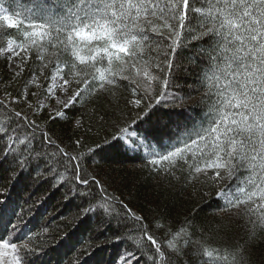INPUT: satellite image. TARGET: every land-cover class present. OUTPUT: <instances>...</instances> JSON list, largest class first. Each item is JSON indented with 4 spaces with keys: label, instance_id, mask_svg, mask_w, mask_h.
<instances>
[{
    "label": "snow or ice",
    "instance_id": "6c2138e0",
    "mask_svg": "<svg viewBox=\"0 0 264 264\" xmlns=\"http://www.w3.org/2000/svg\"><path fill=\"white\" fill-rule=\"evenodd\" d=\"M17 5L23 6L20 0ZM23 11V16L13 14L0 4V26L26 29L21 42L9 39L7 49L0 51L13 56L23 53L25 61L35 52L37 60L43 61L51 47L53 55L64 59L58 58L51 75L43 77L47 84L44 100L29 102V96L41 95L31 92L33 87H42L35 74L16 96L6 93L0 99L4 110L0 112V138H6L7 144L0 162L13 156L23 172L29 161L39 164L43 160V171L56 180L53 187L68 179L85 187L95 185L99 199L83 210V216L99 212L109 223L131 219L138 225L140 235L117 237L128 239L134 247L117 264H140L145 249L152 251L149 264H170L166 253L182 255L193 243L192 233L182 225L169 230L163 244L159 242L142 216L110 194L95 176L82 175L84 155L91 159L116 148L131 153L133 159L142 154L144 167L156 175H174L172 168L182 161L190 177L203 174L214 183L232 181L216 192V198L223 201L220 211L245 217L251 233L264 229V0H30ZM205 40L207 47L199 50L205 61L199 83L205 89L201 99L208 102L207 112L198 121L189 113L183 123L170 117L161 122L163 117L157 115L161 111H177V115L187 111L172 107L183 99L170 91L174 54L185 44L200 45ZM126 71L134 76L124 75ZM21 72L14 73V78ZM118 79L129 81L134 98L128 105L135 114L130 119L121 116L122 124L114 126L111 138L87 153H69L23 110L13 107L24 103L32 115L48 109L50 121L70 120L69 113L78 110L86 97L110 93L120 86ZM74 126H82V120L76 119ZM38 130L40 144L56 151H35ZM75 143L79 146L81 141ZM69 172L71 177L66 175ZM3 205L0 201V264H44L42 258L49 248L15 242L20 225L8 219L12 213ZM67 237L66 233L56 244L66 242ZM24 239L31 242V234ZM194 252L211 264H239L243 259L239 248L200 246ZM76 264L82 262L77 259Z\"/></svg>",
    "mask_w": 264,
    "mask_h": 264
},
{
    "label": "trees",
    "instance_id": "16d2710c",
    "mask_svg": "<svg viewBox=\"0 0 264 264\" xmlns=\"http://www.w3.org/2000/svg\"><path fill=\"white\" fill-rule=\"evenodd\" d=\"M29 3L30 0H20L23 5L21 7L17 5V0H0L5 8H9L13 14L20 12L21 16L25 15L23 8L29 6ZM24 30L23 26L19 30L0 26V49H6L9 39L14 43L21 42ZM207 44V40L200 45L185 44L174 54L170 91L183 99H177L172 107H182L187 111L181 115H177V111L168 114L161 111L157 114L163 117L161 122L170 117L183 123L184 117L189 113L198 121L207 112L208 102L201 99L205 89L199 83L201 71L205 67L199 50L200 47H207ZM2 52L0 51V99L6 93L16 96L18 91H22L25 81L35 74L39 77L37 83L42 87L31 88V92L41 93L39 97L29 96V102L33 105L38 98L41 100L44 97L47 84L43 77L51 75L58 58L61 61L64 59L63 56L53 55L55 49L51 47L44 53L43 61L37 60L35 52L29 53V58L25 61L24 54L21 53L23 71L18 78H14L15 72L10 69L8 58ZM148 55L146 53L144 58L147 59ZM43 65L47 66L41 72ZM124 75L134 76V72L126 71ZM117 83L120 86L114 87L110 93L86 97L78 110L69 113L70 120L50 121L48 109L32 115V109L24 103L13 107L18 111L23 110L30 120L40 125L69 153H87L89 148L111 138L114 126L122 124L121 116L130 119L135 114L136 110L128 105V101L134 98L128 87L129 81L118 79ZM153 88L158 89L159 85L153 82ZM135 98H139V95ZM3 111L0 109V112ZM76 119L82 120V126H74ZM155 119L153 117L154 121ZM37 136L35 151H56L53 147L40 144L39 130ZM77 140L81 141L79 146L75 143ZM6 146V138H0V157ZM131 156V153L125 154L116 148L91 159L84 155L80 162L82 175L95 176L110 194H114L133 212L142 216L150 234L162 244L169 238V230L175 231L182 225L188 227L193 243L182 255L167 252L170 264H201L202 261H208L207 257L194 252L200 246L209 249L239 248L243 253L239 264H264V229L258 228L255 233H251L245 217L220 211L223 201L216 198V192L232 181L214 183L203 174L190 177L189 169L182 161L172 168L174 175H156L144 167L145 158L142 154L136 159ZM16 159L9 156L0 162V201H4L3 206L12 213L8 219L20 225L19 239L15 242H28L29 247L40 245L49 248L47 255L42 258L44 264H76L77 259L82 264H117L125 251H134L128 239H117L140 235L138 225L133 220L112 219L109 223L99 212L83 216V210L99 199L95 185L85 187L68 179L62 186L53 187L56 180L43 171L46 167L43 160L39 164L29 161L26 170L21 172ZM59 171L63 172V167ZM16 173L19 175L16 176ZM66 175L71 177L72 173ZM211 175L209 170L208 176ZM45 176L48 178L45 179ZM117 208L123 214L119 205ZM66 233V242L57 245L56 241ZM29 234L32 236L31 242L24 239ZM84 249L90 255H86ZM140 254L137 252V255ZM151 255L152 251L145 249L140 264H149L148 256Z\"/></svg>",
    "mask_w": 264,
    "mask_h": 264
},
{
    "label": "rangeland",
    "instance_id": "374dc122",
    "mask_svg": "<svg viewBox=\"0 0 264 264\" xmlns=\"http://www.w3.org/2000/svg\"><path fill=\"white\" fill-rule=\"evenodd\" d=\"M5 48L7 49V45ZM17 51H19V49H17ZM2 53L8 58V64H9L10 69L13 70L15 73L21 72V67H23L21 55L13 56L10 51H3ZM9 57H11V59H9ZM41 100H44V97ZM52 104L54 106V102H52Z\"/></svg>",
    "mask_w": 264,
    "mask_h": 264
}]
</instances>
